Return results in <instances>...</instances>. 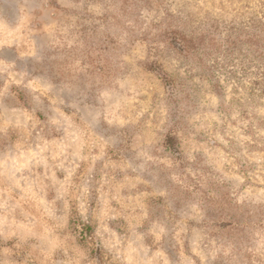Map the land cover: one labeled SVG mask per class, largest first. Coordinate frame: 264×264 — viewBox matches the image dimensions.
I'll list each match as a JSON object with an SVG mask.
<instances>
[{
  "label": "clouds",
  "instance_id": "clouds-1",
  "mask_svg": "<svg viewBox=\"0 0 264 264\" xmlns=\"http://www.w3.org/2000/svg\"><path fill=\"white\" fill-rule=\"evenodd\" d=\"M0 264H264V0H0Z\"/></svg>",
  "mask_w": 264,
  "mask_h": 264
}]
</instances>
